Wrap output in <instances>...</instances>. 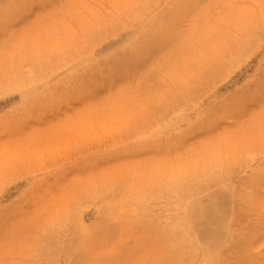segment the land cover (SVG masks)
<instances>
[{
  "label": "rangeland",
  "instance_id": "obj_1",
  "mask_svg": "<svg viewBox=\"0 0 264 264\" xmlns=\"http://www.w3.org/2000/svg\"><path fill=\"white\" fill-rule=\"evenodd\" d=\"M183 260L264 264V0H0V264Z\"/></svg>",
  "mask_w": 264,
  "mask_h": 264
},
{
  "label": "bare ground",
  "instance_id": "obj_2",
  "mask_svg": "<svg viewBox=\"0 0 264 264\" xmlns=\"http://www.w3.org/2000/svg\"><path fill=\"white\" fill-rule=\"evenodd\" d=\"M191 107H192V106H191ZM198 107H199V106H198ZM189 112H190V111H189ZM183 114H184V113H183ZM176 115H177V114H176ZM169 118H170V117H169ZM193 119H194V118H193ZM171 120H172V119H171ZM172 122H173V121H172ZM161 123H163V122H160V124H161ZM220 181H221V179H220ZM220 181H219V182H220ZM220 183H221V182H220ZM215 186H216V185H215ZM217 187H218V186H217ZM219 187H220V186H219ZM212 188H214V186H213ZM220 188H221V187H220ZM223 188H224V187H223ZM208 189H209V188H208ZM216 190H217V188H216ZM229 191H230V190H229ZM224 192H226V191H224ZM160 193H162V192H160ZM228 193H229V192H228ZM200 194H201V193H200ZM200 194H199V195H200ZM220 194H221V193H220ZM160 195H163V194H160ZM165 195H166V194H165ZM189 195H190V194H189ZM193 195H194V194H193ZM218 195H219V193H218ZM222 195H223V194H221V197H222ZM166 196H168V195H166ZM191 196H192V195H191ZM194 196H195V195H194ZM156 197H157V196H156ZM173 197H174V196H173ZM184 197H186V196H184ZM192 197H193V196H192ZM195 197H196V196H195ZM160 198H161V197H160ZM162 198H163V197H162ZM175 198H176V197H175ZM177 198H178V197H177ZM223 198H225V197H223ZM169 199H170V198H169ZM183 199H184V198H183ZM190 199H191V198H190ZM160 200H161V199H160ZM163 201H164V200H163ZM157 202H158V201H157ZM173 202H174V201H173ZM155 203H156V202H155ZM160 203H161V202H160ZM158 204H159V202H158ZM170 204H171V203H170ZM184 204H185V202H184ZM187 205H188V203H187ZM152 206H153V205H152ZM170 206H171V205H170ZM173 207H174V206H173ZM156 208H157V207L155 206L154 209H156ZM158 208H159V207H158ZM164 208H166V207H164ZM217 208H218V207H217ZM217 208H216V209H217ZM191 209H192V208H191ZM162 210H163V209H162ZM171 210H172V209H171ZM175 210H176V209H175ZM153 211H154V210H153ZM153 211H152V212H153ZM156 211H157V210H156ZM165 211H166V210H164V212H165ZM160 212H161V211H160ZM162 213H163V212H162ZM187 213H188V212H187ZM191 213H192V212H191ZM201 213H203V212H201ZM157 214H158V212H157ZM163 214H164V213H163ZM174 214H175V213H174ZM188 214H189V213H188ZM165 215H166V214H165ZM153 216H154V215H153ZM156 216L158 217V219L160 218L158 215H156ZM170 216H171V215H170ZM154 217H155V216H154ZM164 217H166L165 219H167V216H164ZM171 217H172V216H171ZM169 218H170V217H169ZM198 218H200V217H198ZM202 218H203V217H202ZM202 218H201V219H202ZM158 219L156 218V220H158ZM160 219H161V218H160ZM176 220H177V219H176ZM198 220H199V219H198ZM198 220H197V221H198ZM164 221H165V220H164ZM172 221H175V219L172 220ZM191 221H192V220H191ZM177 222H178V221H177ZM177 222H174V223H177ZM166 223H167V222H166ZM166 223H165V224H166ZM171 223H172V222H171ZM174 223H173V224H174ZM162 224H163V223H162ZM168 225H169V224H168ZM164 227H165V226H164ZM180 227H181V225H180ZM168 228H170V226H168ZM173 228H174V227H173ZM181 228H183V226H182ZM195 228H197L196 225H195ZM166 230H167V229H166ZM169 230H170V229H169ZM174 230H175V228H174ZM176 230H178V229H176ZM163 231H164V230H163ZM171 231H173V230L171 229ZM171 231H170V233H171ZM225 231H226V230H225ZM165 232H166V231H165ZM178 232H179V231H178ZM178 232H177V233H178ZM180 232H182V231H180ZM186 233H187V232H186ZM187 234H188V233H187ZM195 234H196V233H195ZM183 235H185V234H183ZM175 236H176V234H175ZM179 236H180V235H179ZM185 236L187 237V235H185ZM228 236H229V235H228ZM172 237H173V236H172ZM181 238H182V237H181ZM184 238H185V237H184ZM171 239H172V238H171ZM174 239H175V237H174ZM188 239H189V238H188ZM166 240H167V239H166ZM181 240H182V239H181ZM172 241H174V240H172ZM229 241H230V240H229ZM167 242H169V241H167ZM174 242H175V241H174ZM198 242H199V240H198ZM175 243H176V242H175ZM179 243H180V242H179ZM181 243H182V241H181ZM186 243L188 244V242H186ZM182 244H183V243H182ZM177 245H179V244H177ZM203 245H204V244H203ZM178 248H179V246H178ZM181 248H182V247H181ZM187 249H188V248H187ZM193 249H194V248H193ZM184 250H185V249H184ZM190 250H191V249H189L188 251H190ZM215 251H216V250H215ZM182 252H183V251H182ZM184 252H185V251H184ZM184 252H183V253H184ZM217 252H218V250H217ZM220 252H221V251H220ZM186 253H187V252H186ZM196 253H197V252H196ZM188 254L190 255L189 252H188ZM182 256H183V255H182ZM186 256H187V255H186ZM200 256H201V255H200ZM189 257H190V256H189ZM191 257H192V255H191ZM180 258H181V257H180ZM182 258H183V257H182ZM182 258H181V259H182ZM186 258H187V257H186ZM186 258H185V259H186ZM211 258H212V257H211ZM186 260H187V259H186ZM194 260H195V259H194ZM211 260H213V259H211ZM211 260H210V262H211ZM188 261H189V259H188ZM192 261H193V260H192ZM195 261H196V260H195ZM183 262H184V260H183ZM185 262H186V261H185ZM185 262H184V263H185ZM185 264H186V263H185ZM189 264H190V263H189ZM191 264H193V263H191ZM197 264H200V263H197Z\"/></svg>",
  "mask_w": 264,
  "mask_h": 264
}]
</instances>
